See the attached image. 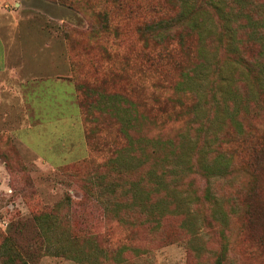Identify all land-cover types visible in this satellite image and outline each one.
<instances>
[{"label": "rangeland", "instance_id": "374dc122", "mask_svg": "<svg viewBox=\"0 0 264 264\" xmlns=\"http://www.w3.org/2000/svg\"><path fill=\"white\" fill-rule=\"evenodd\" d=\"M184 3L198 37L140 35ZM178 33L198 50L181 80L198 92V114L171 124L136 88L158 77L140 76L141 48ZM254 37L247 67L234 51ZM235 109L264 139V0H0V244L9 238L28 264H264V165L253 178L224 169L212 134ZM165 195L195 224L191 243L180 217L156 232L143 223L139 211ZM71 237L91 248L89 263L56 255L54 241Z\"/></svg>", "mask_w": 264, "mask_h": 264}, {"label": "trees", "instance_id": "16d2710c", "mask_svg": "<svg viewBox=\"0 0 264 264\" xmlns=\"http://www.w3.org/2000/svg\"><path fill=\"white\" fill-rule=\"evenodd\" d=\"M182 3V1H179ZM185 7V3L180 6V12L169 18L167 20H152L148 24H145L140 28V35L146 38L152 36L154 40L158 41L159 31H167L171 33V28H183L185 32L190 35L195 34L198 37V30L196 21L194 18L187 19V15L182 12V8ZM178 38H172V35L169 34L167 37L162 38L160 42H155L152 47L144 48L142 47L139 52V69L138 72L140 76L143 75V69L152 70V74H157L158 77L139 79L137 90H138V102H146L149 105L144 104L143 106L147 107L150 111L157 113V117L164 120H167V117H174L171 121V124H177L181 121L189 122L190 118L187 114L195 116L198 114V92L191 85L183 87L185 81L181 83V80L184 76L189 75L192 71L194 72L198 69V50H192L189 47H186V44L183 43L184 35L178 33L176 35ZM172 40L173 44H166L164 40ZM163 40V41H162ZM253 40H257L256 42ZM252 44L243 45L237 48L234 51V55L241 60V63L247 67H251L248 57H252L251 53L257 52L261 43L258 38L254 37ZM189 60H194L192 63ZM195 63V64H194ZM193 64V65H190ZM164 66H168L165 68ZM194 69V70H193ZM164 70L174 71L179 74V78L173 83L170 84L166 82L164 84L163 76L160 75V72ZM261 73V68L259 69ZM153 79V82L150 84L152 92L150 96L145 95V82L148 79ZM187 95L191 98V102L185 105L182 101L179 100L180 96ZM180 111V113H178ZM233 119L229 120V125L223 131H217V128L212 132L216 138L215 149L218 150L223 158L222 167L225 169L229 167H234L235 169L245 173L253 178L256 175L262 166L264 165V139L262 136L255 134L252 129L243 127L237 120L239 110L235 109L233 112ZM181 114L183 118L181 117ZM227 115V114H226ZM228 118H230L227 115ZM123 137L125 136L124 130H121ZM213 139L211 140V142ZM211 144V143H210ZM209 144V145H210ZM205 155H213L215 160V155L210 149L203 152ZM230 162L232 164H230ZM203 170H208L207 165L202 167ZM172 197L164 196L158 197L153 202L155 209L153 207L146 209L145 211H139V214L143 217V223L150 228L151 231L156 232L159 229L160 218L167 216L180 217L183 220L180 221V229L186 232L190 239L188 243L192 242L195 233V224L187 221L186 214L184 210L178 211L177 205L170 203ZM156 202V203H155ZM245 204L248 208L251 209L250 204L245 200ZM152 205V206H153ZM128 211H132L129 206H125ZM141 210V205H140ZM257 214L259 212L257 211ZM153 217L156 218L153 220ZM184 217V218H183ZM41 216L37 217L39 221ZM42 226V232L46 236V230L48 227L45 226L44 222L39 223ZM48 243L47 251H49L48 246L50 245L49 240L45 239ZM56 244V255L64 256L67 259L77 260L81 263H89V256L91 248L88 244L78 245V241L75 238L71 237V242L65 241L64 244H61L58 238L54 241ZM193 247V245H192ZM65 249V252L63 250ZM133 248L121 247L119 250H132ZM135 250V249H134ZM195 250V248H194ZM193 250V252H194ZM9 238H5L4 241L0 244V264H28L24 257H22Z\"/></svg>", "mask_w": 264, "mask_h": 264}]
</instances>
